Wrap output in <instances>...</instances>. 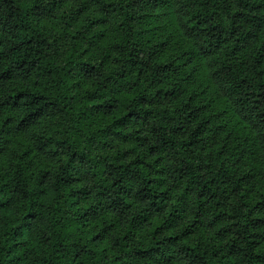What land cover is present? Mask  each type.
Masks as SVG:
<instances>
[{
    "label": "trees",
    "instance_id": "obj_1",
    "mask_svg": "<svg viewBox=\"0 0 264 264\" xmlns=\"http://www.w3.org/2000/svg\"><path fill=\"white\" fill-rule=\"evenodd\" d=\"M0 215V264H264V0H0Z\"/></svg>",
    "mask_w": 264,
    "mask_h": 264
},
{
    "label": "rangeland",
    "instance_id": "obj_2",
    "mask_svg": "<svg viewBox=\"0 0 264 264\" xmlns=\"http://www.w3.org/2000/svg\"><path fill=\"white\" fill-rule=\"evenodd\" d=\"M2 224H3V217L0 215V226H2ZM22 239H26L25 248H28V252L26 253V256H29L31 251H32L31 246L29 245V243L31 242L32 239L30 238L29 233L27 231L23 233ZM17 264H19V263H17Z\"/></svg>",
    "mask_w": 264,
    "mask_h": 264
}]
</instances>
